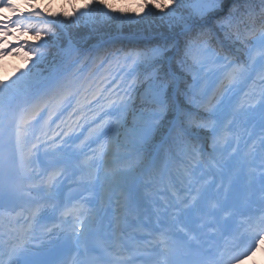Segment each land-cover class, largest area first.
<instances>
[{
  "label": "snow or ice",
  "instance_id": "snow-or-ice-1",
  "mask_svg": "<svg viewBox=\"0 0 264 264\" xmlns=\"http://www.w3.org/2000/svg\"><path fill=\"white\" fill-rule=\"evenodd\" d=\"M69 2L51 12L0 0L12 13L0 11V59L25 60L0 78V264H240L254 255L264 245V131L258 153L240 129L253 118L264 129V0ZM125 23L170 34L97 54L90 66L51 51L71 44L74 29L99 35ZM164 174L168 198L153 200L136 236L124 238L120 216L94 233L113 194L128 207Z\"/></svg>",
  "mask_w": 264,
  "mask_h": 264
},
{
  "label": "trees",
  "instance_id": "trees-1",
  "mask_svg": "<svg viewBox=\"0 0 264 264\" xmlns=\"http://www.w3.org/2000/svg\"><path fill=\"white\" fill-rule=\"evenodd\" d=\"M126 1V2H125ZM131 3L130 0H116V5L117 7L121 6H127ZM258 3V0H257ZM134 6V5H133ZM47 9L51 12H57L56 9L50 5L47 7ZM66 8H64L65 10ZM67 10H70L67 8ZM118 33L122 34H135L138 36L145 35L149 37V40H142V39H120L118 43H116L114 46L113 44H107L105 47H103L99 53L100 54H105V52L110 51L111 49H123L124 51H128L131 48H137V47H144L146 45H151L152 43H155L157 40L162 39L163 37L168 36L169 29L167 28L166 25H159L158 23L156 25H153L152 28H148L147 26H142L138 27L136 25H130L125 23L122 27L117 28L115 25L112 26L111 29L107 30L106 34H97L91 32L87 28H80V29H74L72 33V41L75 45V47L78 48V54L81 55L82 52H84L85 49L90 48L91 45L94 43L98 42L99 40L106 39L110 36H114ZM52 53L58 54L57 58L58 59H66L67 55L71 51L69 43L67 41L64 43L63 48L61 49H52ZM141 107L140 102L137 101V109L139 110ZM144 107H147L145 105ZM132 124V119L129 117L128 118V125Z\"/></svg>",
  "mask_w": 264,
  "mask_h": 264
},
{
  "label": "rangeland",
  "instance_id": "rangeland-1",
  "mask_svg": "<svg viewBox=\"0 0 264 264\" xmlns=\"http://www.w3.org/2000/svg\"><path fill=\"white\" fill-rule=\"evenodd\" d=\"M82 1H85V0H76L77 6L82 5L83 4ZM16 2L21 5V8L23 10H27L28 6H27V4L23 3V0H16ZM35 3L36 4L39 3V7L41 8V10H44L45 6L49 3V5L46 6V8L49 7L50 5H52V7L54 9H56L57 12L63 11L64 8L67 9V8L71 7L70 2L66 3V0H35ZM0 11H2V13L4 15H12V13H9L10 11L8 9H7V13L8 14H6L4 9L0 10ZM0 18H3V16L0 15ZM27 38L31 40L32 36L28 35ZM9 39L12 40L13 37H9ZM19 57L20 56L9 54L8 56L4 57L3 59H0V78L7 79L8 77L13 75V73L15 72V70L17 68H20V69L24 68L25 60H22ZM12 60L16 61L18 65H15ZM14 65H15V67H14ZM4 71H6L5 75H4ZM257 126H260V124H258ZM121 137H122V135H121ZM163 176H165V175H163ZM158 178H160V177H158ZM205 179H208V180L214 179V180H216L217 183H219V181H218L219 177H216V176H213V177L206 176ZM113 195H115V201L114 202H117V200L119 199V194L116 193V194H113ZM142 196L146 197V195H144V194H142ZM262 262H264V257L256 256V262H255V260H253V261H249V262H247L245 264H262Z\"/></svg>",
  "mask_w": 264,
  "mask_h": 264
},
{
  "label": "bare ground",
  "instance_id": "bare-ground-1",
  "mask_svg": "<svg viewBox=\"0 0 264 264\" xmlns=\"http://www.w3.org/2000/svg\"><path fill=\"white\" fill-rule=\"evenodd\" d=\"M12 61H13V63L15 65H18L16 61H14V60H12ZM15 65H14V67H15ZM5 74H6V71H4V75ZM70 182H71V179L66 182V185H68V183H70ZM236 192H237V190L235 188V193ZM239 197L241 198V200H243V197L242 196H239ZM132 204H136L137 205V203H134V202ZM132 204L129 205L128 207H118L115 210H113L111 207H105L104 209H102V211L100 213H106L105 218L107 219V222L109 224L111 223L113 226H115V224H116V218L115 217H117V216L122 217V216H126V215H131L132 214V215H134L133 216V218H134L133 221H134V224H136L135 226L136 227H139L142 223H144L143 221L141 222L138 219V218H140L141 214H144L146 216H150L151 214L149 212H147V214L140 212L139 210H137L138 209L137 206H133ZM151 208L153 210V205H152ZM148 209H150V208H148ZM152 210H151V213H152ZM136 214H138L137 215L138 217H135Z\"/></svg>",
  "mask_w": 264,
  "mask_h": 264
}]
</instances>
